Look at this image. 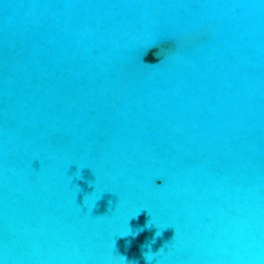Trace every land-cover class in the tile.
Returning a JSON list of instances; mask_svg holds the SVG:
<instances>
[{"label": "water", "instance_id": "water-1", "mask_svg": "<svg viewBox=\"0 0 264 264\" xmlns=\"http://www.w3.org/2000/svg\"><path fill=\"white\" fill-rule=\"evenodd\" d=\"M120 256L264 264V0H0V264Z\"/></svg>", "mask_w": 264, "mask_h": 264}, {"label": "clouds", "instance_id": "clouds-1", "mask_svg": "<svg viewBox=\"0 0 264 264\" xmlns=\"http://www.w3.org/2000/svg\"><path fill=\"white\" fill-rule=\"evenodd\" d=\"M145 227H147V224L145 225ZM141 231H143V229H141ZM162 235V233H160V236ZM157 237V236H156ZM155 239V238H154ZM76 254H78V250H76ZM144 258H145V260L147 261V260H150L151 259V254L150 253H148V252H145L144 253ZM120 259L124 262V264H133V262H131V261H129L128 259H127V257H125V256H120Z\"/></svg>", "mask_w": 264, "mask_h": 264}]
</instances>
